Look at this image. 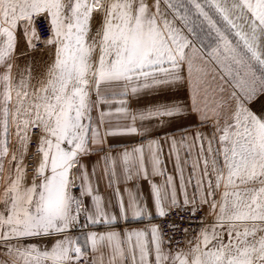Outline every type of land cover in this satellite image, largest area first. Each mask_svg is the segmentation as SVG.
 <instances>
[{
  "label": "snow or ice",
  "instance_id": "6c2138e0",
  "mask_svg": "<svg viewBox=\"0 0 264 264\" xmlns=\"http://www.w3.org/2000/svg\"><path fill=\"white\" fill-rule=\"evenodd\" d=\"M0 187V264H264V0H0Z\"/></svg>",
  "mask_w": 264,
  "mask_h": 264
},
{
  "label": "crops",
  "instance_id": "0c3cea01",
  "mask_svg": "<svg viewBox=\"0 0 264 264\" xmlns=\"http://www.w3.org/2000/svg\"><path fill=\"white\" fill-rule=\"evenodd\" d=\"M129 102L132 108L135 109L138 107V104L136 103L135 105V103H133L132 100H129ZM102 107H106V106H102ZM189 125H193V127L189 129L190 132H195L197 130L193 122L191 123L186 122V124H182L180 126L178 125L177 122H174L169 128L157 129L156 131L152 132L151 136L155 137L158 134L162 135L165 131H167L170 134L179 137L181 134V131L188 128ZM200 130L208 131L207 128L200 129ZM141 142H142V138L140 136H124V137H119L116 139H113V138L108 139V144H111L113 151L117 153L122 151L124 148L130 149L131 147L136 146ZM95 159L96 157H90V158L84 159L83 162L89 166V171H91V165ZM99 194L102 197H104L106 204H108V202L111 201L110 206L107 208L109 219L111 218V216L114 215L116 216V220L111 223H104L103 221H101L96 224H91L89 222H86L84 220V217L81 216L82 219H81L80 229L76 232L75 236H80L82 239L83 235L88 231H96L100 233L107 232V231L124 232L127 230L144 229V228L150 227L152 224L158 225L157 220L159 216L155 214L154 209L150 210L151 212L150 218L149 216H144L140 219H135L133 218L131 212L128 213L127 218L122 216L115 197L112 195L111 190L105 186V183L103 181H101L99 184ZM86 203H89V202L86 200ZM85 224H87V227H85Z\"/></svg>",
  "mask_w": 264,
  "mask_h": 264
},
{
  "label": "rangeland",
  "instance_id": "374dc122",
  "mask_svg": "<svg viewBox=\"0 0 264 264\" xmlns=\"http://www.w3.org/2000/svg\"><path fill=\"white\" fill-rule=\"evenodd\" d=\"M26 51H27L26 46H25L24 42L21 41L20 48L18 49V52H26ZM48 55L49 54H48L47 51L37 50L36 52H29L27 55L23 56L20 59L19 62H20L21 65H24V64L28 63L31 60V61H35L38 65H40L44 61L48 60ZM171 98L175 99V100H186V89L185 88L174 89L172 94H171ZM129 100H132V102L135 103V105L137 103L138 106H142L143 104L148 102L146 99H140L138 101L135 98H129ZM191 118H192V120H191ZM187 120L186 119H181V120H177L175 122H177L179 126L182 125V124H186V122L187 123L193 122L194 125H196V123H197V120H196V118L194 116L188 118ZM32 151L35 152V149H33ZM36 159L38 161L39 157H37ZM27 163L29 165V168L31 169V167H32V165L34 163V161L31 159V156L29 157ZM5 168H7V163H5ZM28 176H29V182H30L32 177H33V173H32L31 170L29 171ZM36 179L39 180V177H36ZM0 190H2V187H0ZM73 191L75 192L76 195H79V191L78 190L74 189ZM81 219H82V217H81ZM80 224H81V221H80ZM79 229H80V225L77 226V227H74L73 229H71L70 235L75 236L76 232ZM30 242L31 243H38V244L43 243L42 241H38V240H32Z\"/></svg>",
  "mask_w": 264,
  "mask_h": 264
},
{
  "label": "built area",
  "instance_id": "2783aa9c",
  "mask_svg": "<svg viewBox=\"0 0 264 264\" xmlns=\"http://www.w3.org/2000/svg\"><path fill=\"white\" fill-rule=\"evenodd\" d=\"M37 20H38V23L36 24V27L39 30L43 31L46 21L43 18H39V17L37 18ZM42 38H44V37L42 36ZM40 47L43 48V45H40ZM169 219H177V217L176 216H172V217H169ZM157 222H158V225L166 224V221L163 220L160 217L158 218ZM195 226L196 225L193 224V227H195ZM175 240H179L181 243H183V236H182V234L181 233H177L176 236H175Z\"/></svg>",
  "mask_w": 264,
  "mask_h": 264
}]
</instances>
